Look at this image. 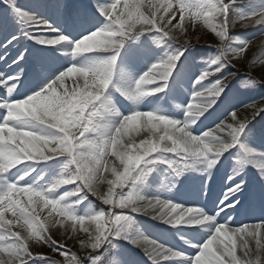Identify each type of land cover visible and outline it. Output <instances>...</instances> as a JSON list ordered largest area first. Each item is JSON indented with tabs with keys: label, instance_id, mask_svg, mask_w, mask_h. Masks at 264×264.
<instances>
[{
	"label": "snow or ice",
	"instance_id": "obj_1",
	"mask_svg": "<svg viewBox=\"0 0 264 264\" xmlns=\"http://www.w3.org/2000/svg\"><path fill=\"white\" fill-rule=\"evenodd\" d=\"M7 3L13 8L17 16L23 18L25 21H32L34 32L49 31L56 33L50 39L38 38L34 35L29 38L38 39L39 43L47 45H57L68 39L64 34L59 33L57 29L53 28L47 20L36 17L34 14L26 15L23 9H17L15 7L13 0H7ZM121 3L123 6L119 7ZM235 3L236 0H227V2L225 0H197V5L194 8L186 3V0H175L174 3L173 0H157L156 3L153 0H148L147 7L150 11L146 15L142 10L143 0H114V2L107 0L105 3H100L99 0H93V5L97 11L106 18L105 22L100 28L83 35L81 39L75 40L74 46H76V50L73 51L74 47L71 50L74 53H88L93 50L110 49L112 50V54L103 60L80 66L76 65V67L86 69L90 76L95 72L108 87L113 77L114 63L124 43L127 40L136 39L144 33H152L154 31L159 33L158 41L159 39L170 40L178 47L164 59L149 66L145 72L133 81L132 87L119 89L122 95L129 100L135 101L137 97L162 91L163 84L154 87L151 91H145L144 87L152 84L154 81H167L177 60L183 55L184 50L190 46L188 39H184L181 43L174 34L176 29H182V22L185 20L186 13L193 23L202 21L215 32L216 36L223 43L217 47L218 54L209 61V67L203 70L197 78V81L194 82L199 85V91L196 90L193 92V98L185 106L189 119L180 121V124L175 125L174 132L172 133L173 139L176 140H179L181 137H187V142L183 144V150L176 149L162 152L181 157L182 160L180 163L185 164L191 163L197 158H203L206 161L207 168L210 169L216 164L221 153L239 143L238 138L244 132L246 126L261 112H264V97H262L259 102L253 101L244 104V108L249 112V116L241 118L239 109H226V114L223 116L224 119H219V122L215 123L214 127L205 131L202 135L192 134L187 130V125L194 122L192 118L199 117L206 109L211 107L215 103V98L226 87L229 77L224 76L222 73L223 68L229 65L231 57L242 54L249 46L248 40H239L236 37L228 36L229 21L237 13V10L233 7ZM55 6L58 9L69 8L68 5L62 3V0H58ZM261 10H264V4H261L258 8H254L250 12H242L239 15L245 20H251ZM177 15L181 23L174 24L173 18ZM206 17H211L212 19L207 20ZM219 17L223 19L219 24H216L215 20ZM255 24L264 25V22ZM12 39H15V37H12ZM97 39L100 41L98 46L87 51H81L77 45L78 41H95ZM233 40H238L237 46H231L230 42ZM63 72L64 70L60 71L40 90L28 95L26 98H34L44 103L46 110L51 111L54 115L62 118V120H66L67 124L57 121L59 127L65 128L64 133L59 132L55 127L51 126L53 124L52 120H47L43 123L39 120H33L29 124L19 125L16 119L9 114V104L13 100H23L25 98L10 99L5 97L3 100H0V108L5 110V114L0 119V125L5 126L3 129H0V136L3 137V139H0V151H3L6 157H12V159L6 160L5 166L0 169V174H4L6 170L11 169L14 165L20 164L21 161H48L61 155H66L68 158L65 167L68 168V165L72 166L71 177H66L65 173L62 172L45 189L27 185L19 186V182L23 180V177H18L16 181L9 182L3 175H0V181H3V188L0 189V209L3 210V213L0 214V230H3V235H0V254L6 257L5 259H7L8 264H28L34 257L45 258L43 264H56L50 257L42 256L39 253L34 254L30 250L28 241L34 239L35 241L47 244L54 252H59L60 255L64 256V264H85V260L88 261V264H104V255L108 251L105 245L111 244L113 239H124L132 245L142 248L151 264H161V261L170 257H180L182 255L180 251L162 245L155 240L145 237L143 234L130 235L124 227L131 223L133 214H144L168 223L169 217L165 213L171 209L172 205L176 204L172 201L170 204L168 199H163L158 196L152 198L144 197L146 203L142 206L135 203L140 198V195L131 190L130 185L133 183V180L130 178L134 177L136 180L141 179L146 171L145 165L153 163L151 155L145 154L148 150L147 144L142 145L141 143L145 138L141 139L138 144L136 140L133 141L131 147L127 149V152L136 158L144 156V159L139 162L138 166L135 160L128 162L127 155L123 154V150L120 149L119 145L116 148H112L111 144H109V148L103 153L96 151L95 142L99 141L106 130L114 131L121 117L128 116L138 110H132L129 114H122L120 112L117 113L111 106L109 108L110 112L118 117L119 120L115 125L106 126L101 130V126L95 123L94 118L99 115V109L111 104L105 92L107 87L100 86L94 89L99 95V99L90 97L87 102L83 99L74 100L72 97L77 95V85L81 88L85 86L84 78L81 77L73 81L75 87L71 89L61 87V81H65L67 77L66 75H61ZM217 73L222 78L215 79L208 86L201 83L209 76L213 77ZM80 81H82V84ZM245 83L256 84L260 82L249 77ZM10 84L11 86H9ZM12 85H15V83L6 80V78L0 75V86H3L7 92H12L14 88ZM77 103L81 107L71 111L69 115L71 106ZM85 103H87V108H83ZM61 106L64 107V112L58 111V108ZM81 111H83L82 116ZM144 112H152L155 116H166L158 114L156 111ZM38 124L47 126L50 131L47 134H41L44 130L40 129L38 131L36 127ZM73 124L78 125V127H72ZM182 128L183 131H179ZM8 129H22L26 132L39 133L41 136L58 138L64 137L67 133L72 137V141L70 144L65 142V147L68 150L62 151L56 149L55 151H46L44 155L38 158L24 159L21 158L18 142L14 139V133L10 135ZM81 132L84 133L83 136L80 135ZM89 132L96 134L95 138H89L87 135ZM189 133L192 135L189 136ZM201 141H205L207 147ZM85 145H89L90 147L84 150L90 155L96 156L97 166L95 169L89 170L85 167L81 155V150ZM160 146L172 149L173 142L168 140ZM240 147L244 153H251L253 151L252 148L242 143ZM208 148L212 150L208 151ZM158 152H153L152 154ZM108 157H114L116 161H119V164L117 165L114 161H110ZM241 162L245 163L248 161L242 160ZM260 168L264 169V165H260ZM27 175L28 172L25 171L24 176ZM176 175L179 176L180 171H176ZM233 175H235V171ZM259 175L264 179V170H261ZM109 176L112 178L110 179ZM229 180L231 181V185L226 186L223 198L218 199L216 204L217 213L222 212L227 217L225 223H217L214 214H206L200 209L191 207L194 209V215H207L209 217V222L212 223L214 232L217 225H223V227L220 229V233L213 235V232L209 235V237L211 236L213 238L209 244L204 242L202 245H193V247L198 249L195 256L185 258L181 261V264H200L201 259H208L210 264H236V261H234L231 255H226L224 249L216 246L215 242L223 238L222 233L225 231L231 234L236 241L234 254L239 264H247L241 252L239 243L240 236L251 235L256 249L264 246V222L254 224L245 223L236 228H232L228 224V220H231L229 213L235 210L234 207H231L232 202L240 192L241 185L243 184L242 180L237 182L232 179V176H229ZM70 183H75L73 190L66 191L58 198L49 197L48 193L52 190L58 186L68 185ZM98 183H106L108 185L107 190L100 191L96 186ZM81 192L90 193L97 197L108 206V209L87 216L74 214L71 205L66 202L62 203V201L67 196ZM20 194H24L27 197V202L20 198ZM42 196L47 199H42ZM76 202L79 203L80 200ZM182 208L187 209L189 207L182 206ZM226 208L228 209L227 212L224 211ZM117 209L119 211H116ZM43 211H48L49 216L58 217L59 219H57L56 223L62 226L65 225L66 221L70 222L68 226L72 231H76L77 225H79V230L84 232L86 236V239L80 241L81 250L86 252L83 258L77 256L75 253L69 255V250L62 243H57V241L46 234L48 231L45 223L47 217L42 219L40 215ZM6 214H11L13 219H6ZM180 224L172 223L170 225ZM13 225H18L22 228L26 227L27 235H23L20 231H13ZM92 225H94V228ZM6 237H10L12 242L8 243ZM185 243L187 244L189 241H185ZM112 247H115V245H112ZM101 249L103 250L101 251ZM228 250H233L232 244L228 245ZM238 250L242 255H237ZM197 253L200 255L197 256ZM255 259L256 264H260V257L256 256ZM108 264H120V262L113 258L108 261Z\"/></svg>",
	"mask_w": 264,
	"mask_h": 264
},
{
	"label": "clouds",
	"instance_id": "obj_2",
	"mask_svg": "<svg viewBox=\"0 0 264 264\" xmlns=\"http://www.w3.org/2000/svg\"><path fill=\"white\" fill-rule=\"evenodd\" d=\"M207 20L212 19L211 17H206ZM237 21L239 22H252L255 23L264 22V10L258 12L255 16L252 17L251 20H245L238 13L234 14L233 24ZM99 39L95 41L82 40L78 41L77 45L79 46L81 51H87L89 49L95 48L99 44ZM223 42L221 41V44ZM76 50V46H74L73 51ZM102 63V62H98ZM66 75L68 78H73L74 81L83 77L85 81V86L83 88L77 85L76 93L77 95L72 97V99H83L84 101H89L90 97H95L99 99V95L94 91V89L99 88L100 86L107 87V84L97 75L95 72L90 76L86 69H81L76 67V65H71L64 70L61 74ZM260 83L264 84V80L260 81ZM15 87V85H12ZM61 87H65V82L61 81ZM111 103V101H110ZM81 105L79 103L71 106L69 110V115L71 111H74L76 108H80ZM115 111L118 113L119 111L112 106ZM83 108H87V103L83 105ZM59 112H64V107L58 108ZM9 114L16 119L19 125L29 124L33 120H39L42 123L47 120H52V127H55L59 132L64 133L65 128L59 127V123L57 121H61L67 124L66 120H62V118L54 115L51 111L46 110L44 103L35 100L34 98H25L23 100H13L9 104ZM83 115V111H81V116ZM185 115H188V112H185ZM180 124L179 120H173L168 116H155L152 112H133L128 116L121 117L119 123L116 124L114 131L106 130L104 134L100 137L99 141L95 142L96 151L99 153L105 152L109 148V144H111L112 148H116L119 145L120 149L123 150V154L127 155L128 162L136 161L137 166L139 162L144 159V156H140L136 158L127 152V149L131 147L133 141L136 140V137L140 134L145 136V140L142 141L143 144H147L148 150L146 151V155H151L153 152L158 151H172V150H183V144L187 142V137H181L179 140L173 139V132L175 129V125ZM5 126L0 125V129H3ZM72 127H78V125L73 124ZM9 134L12 135L14 133V139L18 142V147L20 149L21 158L24 159H35L45 154L46 151H55L56 149L60 150H68L65 147V142L68 144L71 143L72 137L65 134L64 137H50V136H41L36 132H26L21 130L8 129ZM179 131H183V128ZM81 136L84 135L83 132L80 133ZM192 135L189 133V136ZM0 139H3L0 136ZM171 140L173 142V148L168 149L167 147H161L165 141ZM201 143L205 144L207 147V143L205 141H201ZM90 147L89 145H85L81 150V155L84 160L85 167L89 170L95 169L97 166L96 156L90 155L84 149ZM211 148H208V151H211ZM12 157H6L3 151H0V169L5 166L6 160H10ZM72 172L70 168H65V176L71 177ZM103 183H98L96 186L99 189V186ZM42 199H47L46 197H41ZM51 202V201H49ZM137 205H144L146 203L143 196H140L138 200L135 201ZM171 204V201H169ZM194 209L191 207L187 209H183L181 205L174 204L171 209L167 211L165 214L169 217L168 223H182L188 222L192 224H204L205 222H209V217L207 215H194ZM90 226V225H89ZM223 225H217L215 232L213 235L220 233V229ZM223 238L216 243L218 248L224 249L226 255H231L236 261V264H239V261L236 260L234 254V248L236 241L234 237L229 234L227 231L222 233ZM212 237L210 236L208 240L205 241L206 244L212 242ZM239 243L241 252L247 261V264H256V256L260 257V264H264V246L256 249L252 248L251 245L253 243V237L251 235L240 236ZM233 245V250H228V245ZM200 254L197 253V256ZM0 264H8L7 259L0 258ZM200 264H210L208 259H201Z\"/></svg>",
	"mask_w": 264,
	"mask_h": 264
},
{
	"label": "rangeland",
	"instance_id": "obj_3",
	"mask_svg": "<svg viewBox=\"0 0 264 264\" xmlns=\"http://www.w3.org/2000/svg\"><path fill=\"white\" fill-rule=\"evenodd\" d=\"M1 2H7V0H0ZM52 1V0H50ZM175 0H173L174 3ZM227 2V0H225ZM154 3L157 2V0H153ZM100 3H105V2H100ZM147 3L148 0H143V6L142 8H144L145 11H150L147 7ZM261 4H264V0H236V3L233 5L237 10H238V14L242 13V12H250L251 10H253L254 8H258ZM197 4L192 5V7H196ZM8 8L9 6H6L2 9H0V16L6 15L10 18V12H12L13 10H11V8H9L8 12ZM92 10H97L96 7L93 5L91 6ZM13 9V8H12ZM99 13V12H98ZM100 14V13H99ZM101 15V14H100ZM18 20V19H17ZM22 18H20V20H18L16 23V25H14L13 23L11 24H6V27L9 28L10 30H12L14 32L13 36H16L18 33V26H22L24 21H21ZM21 21V22H20ZM173 23L174 24H178L181 23L179 20V16L177 15L176 17L173 18ZM216 24H219V18H217L215 20ZM183 27L182 29H176L175 30V35L178 37V40H182V39H188L190 42H194L196 41L195 35H199L200 36V42H205L207 43L208 41H212L214 46L217 48L218 46H220L221 41L220 39L216 36L215 32L210 29L209 27H207L202 21H198L193 23L188 14L186 13L185 15V20L182 22ZM229 33L228 36L234 35L236 36V38H238L239 40H248L249 41V46L244 50V52L240 55H244V54H250V51L253 50H257L259 49V55L256 58V62H261L264 61V25H256L254 21L252 22H239L237 21L235 24H233V22L230 23L229 25V29H228ZM39 33V32H38ZM239 34H241L242 36H240ZM41 35L45 38V39H50L53 38L54 35L53 34H47V35H43L41 33ZM42 38V37H41ZM227 39V37H226ZM235 42H237L238 40H234ZM194 44H190V46H193ZM57 46V45H55ZM237 46V45H236ZM20 52L18 51L17 54L14 55V58L16 56H19ZM37 57L39 59H41L42 61V52H38L37 53ZM42 63V62H41ZM88 62L85 61V59H82L81 61V65L83 64H87ZM201 64V63H200ZM47 65V64H46ZM79 66V65H78ZM201 66H203L201 64ZM200 66V67H201ZM67 68V66H62L59 68V71L65 70ZM259 71L261 72V69H259ZM58 74V73H57ZM56 74V75H57ZM1 75V74H0ZM55 77V76H54ZM53 77V78H54ZM51 78V79H53ZM46 80L45 77H43V81ZM39 82H43L42 78L40 80H38ZM73 78H65V85L66 87H68L69 89L75 87V84L73 83ZM80 83L82 84V81H80ZM151 86H153L154 84H150ZM108 89V87H107ZM5 88L0 86V95H3V91L5 92ZM256 95V92L252 91V94L248 95V98L251 99L253 96ZM3 96H0V99L2 100ZM21 98H26V96H21L18 99ZM113 106V104H110L109 106L105 107L102 114L99 113L98 117H95V123L101 126V130L106 127V126H113L115 125L119 118L116 117L113 114V117H110L112 115V113H110L109 108ZM132 110H140V106H134L132 108L127 109L125 112H123L122 114H129ZM241 118L243 117L242 114L240 113ZM230 122V121H228ZM37 130L39 131L40 129H43L44 131L41 134H47L48 131H50L47 126L44 125H37ZM89 136V138H95L94 133L89 132L87 134ZM145 136L143 134H140L136 137V143L138 144L139 141L141 139H144ZM108 159L110 161H114L115 164H119V161H116L114 157H108ZM32 162H27L26 164L22 165V166H17V167H12L11 169H9L11 172L9 174H7L6 172L4 174H0L3 175L9 182H13L16 181L18 177H23V180H21L19 182V186H33V187H37L39 189H45L47 188L51 182L53 180H49L47 182L46 187H43L44 184L40 183V180H36L33 176H34V170L30 167V164ZM146 166V171L145 172H150L151 170H154V172H156V177H157V183L158 180H160V182L163 184V190L166 191V193L164 195H162L163 199H168L170 201V197H177L178 196H182L185 194V192H180L178 191L175 187L171 188L168 187L169 182L174 183V178H168L166 179V177L164 176L165 173L163 172V169L159 168L156 166L155 162L145 165ZM202 168L199 167L197 168V172H198V176L201 179V175L203 174H207V172L211 171V170H207L203 173H200V171ZM27 171L28 175L24 176V172ZM109 178L111 179L112 177L109 176ZM211 179V178H210ZM138 180H136V182L131 186V188L133 189V191H135L138 195H139V188H140V183L138 182ZM201 181V180H200ZM199 181H196L194 183V188H196L199 185ZM108 185L106 183H103L99 186L100 189H107ZM3 188V181H0V189ZM68 187L67 185H63V186H58L56 189L52 190L50 193H48L50 198H58L60 196H62L66 191H67ZM176 192V193H175ZM177 194V195H176ZM143 197L148 198L149 195L146 193L142 194ZM20 198L22 200H24L25 202H27V197L24 194H20ZM78 198V197H77ZM66 202L67 204L71 205L72 208H77V203L76 201L73 200V198L71 196H67L65 197L64 201H62V203ZM83 206L84 207V211L80 214H84L85 216L90 215V214H95L98 212L93 213L92 212V204L90 202H88L87 199L83 200L81 202L79 206ZM119 211V209H118ZM3 213V210L0 209V214ZM41 218L44 219L45 217H47L46 223L49 221L51 222V220H54L56 218V216H49L48 211H43L40 213ZM6 219H13V217L11 216V214H6ZM59 219V218H58ZM162 223H164L165 225H168V223L160 221ZM139 221L136 217L132 216L131 219V223L125 225V230L127 231L128 234L130 235H139L142 234L139 229ZM48 230L53 229V228H57L59 230H61L56 224L54 223H48L46 224ZM94 228V227H93ZM12 230L13 231H20L23 235H27V230L26 227L22 228L18 225H13L12 226ZM164 233L165 232H161V234L159 235L160 237H164ZM0 235H3V230H0ZM69 237V235H68ZM149 239L155 240L158 243H161L162 245L168 246L167 244L163 243L162 241L165 239H155L152 237H147ZM7 242L11 243L12 240L10 237H6ZM118 240V243L115 245V247H113L112 252H111V260L113 258L119 260L120 264H137V261L133 260L132 257L129 255L128 251H126L124 245L128 244L133 248H137L138 251L142 252V248L138 247V246H134L131 243H129L127 240L124 239H116ZM29 245H30V249L31 247L35 250L38 251V249L36 248V245L38 243V241H35L34 239L29 240ZM125 243V244H124ZM202 245V244H201ZM241 253V252H240ZM0 258H6L4 257L2 254H0ZM179 259H173V260H169L167 264H175L176 262H178ZM85 263L88 264V261L85 260ZM108 264V263H107Z\"/></svg>",
	"mask_w": 264,
	"mask_h": 264
},
{
	"label": "bare ground",
	"instance_id": "obj_4",
	"mask_svg": "<svg viewBox=\"0 0 264 264\" xmlns=\"http://www.w3.org/2000/svg\"><path fill=\"white\" fill-rule=\"evenodd\" d=\"M37 40V39H36ZM26 64V63H25ZM25 64H24V66H25ZM20 67V64H15L14 65V67H13V69H18ZM1 71V70H0ZM23 72H24V70H23ZM21 74V73H20ZM14 75V74H13ZM37 75V73L35 72V70L34 69H32V68H29V69H27V72H26V75H25V77H29V79L30 80H27L26 81V83H25V86H28V85H31V83H32V81L35 79V77H33V76H36ZM20 79V76L18 77V80ZM9 81H11V80H9ZM17 81V80H16ZM15 81V82H16ZM6 96H7V94H6ZM5 114V110L3 109V108H0V115H4Z\"/></svg>",
	"mask_w": 264,
	"mask_h": 264
}]
</instances>
